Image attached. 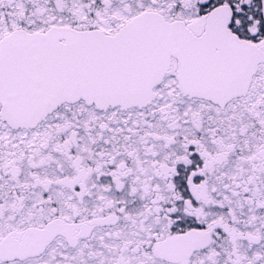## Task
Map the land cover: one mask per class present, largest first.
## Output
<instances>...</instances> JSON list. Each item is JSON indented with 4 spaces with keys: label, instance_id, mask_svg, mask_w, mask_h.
<instances>
[{
    "label": "snow or ice",
    "instance_id": "1",
    "mask_svg": "<svg viewBox=\"0 0 264 264\" xmlns=\"http://www.w3.org/2000/svg\"><path fill=\"white\" fill-rule=\"evenodd\" d=\"M0 264H264V0H0Z\"/></svg>",
    "mask_w": 264,
    "mask_h": 264
}]
</instances>
